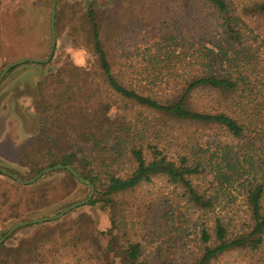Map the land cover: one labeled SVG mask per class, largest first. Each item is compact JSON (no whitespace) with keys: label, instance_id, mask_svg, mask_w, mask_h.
I'll list each match as a JSON object with an SVG mask.
<instances>
[{"label":"trees","instance_id":"obj_1","mask_svg":"<svg viewBox=\"0 0 264 264\" xmlns=\"http://www.w3.org/2000/svg\"><path fill=\"white\" fill-rule=\"evenodd\" d=\"M60 1L56 15L57 33ZM79 3L75 2V5ZM199 4L213 9L220 24L217 36L207 41L208 47L201 48L197 61L194 59L190 64L191 67L196 64L198 68L188 74L163 75V70L176 69L180 64H184L183 69L190 67L186 58L176 57L174 61L175 51L165 52L162 54L163 62L154 61L155 67L164 68L154 70L136 84L125 81L122 73L114 71L110 51L104 44V36L112 27L121 2L115 7H103L92 0L82 9L75 8L70 19L74 22L75 32L82 31L88 46L92 47L106 91L131 110L140 112L139 116L150 113L159 117L164 126H170L166 130L162 127L159 130L146 118L136 122L127 115L112 118L113 103L99 97V89L92 88L87 71L79 89H72L71 83L68 89H46L52 88L51 76L39 82L35 107L38 131L33 138L17 147L20 151L17 157L21 159L18 162L34 176L57 165L71 166L95 186V197L87 206L101 204L103 209L112 213V228L100 233L110 239L104 259L98 258V264H111V254L121 258L122 264H213L228 254L245 252L260 254L258 262L253 264H264V146L256 147L257 143L264 144V102H258L260 96L252 90L249 91L252 96L248 97L252 104L245 99L248 89H241L244 78L238 66L234 65L235 61L228 60L245 56V34L249 31L247 21L264 20V1L249 7L244 15L233 14L226 0H181L180 5L190 13L192 9L196 11ZM1 50L0 40V54ZM161 51H157L159 55L153 59L160 57ZM52 61L49 64H28L47 67ZM225 61L232 69L230 72L219 70L220 65L224 68ZM76 68L72 71L76 72ZM78 79L75 73L74 80L78 82ZM202 92L215 96L217 109L199 107L195 98ZM65 117L67 119L64 120ZM174 126L188 133L192 128L194 131L177 138L172 133ZM200 129L218 132L227 141L237 143L246 152L243 160L234 159L235 149L228 144H218L208 155V150L199 144ZM107 154L110 156L108 160L105 158ZM125 161L130 162L132 168L129 173L121 175L114 168ZM56 173L64 174V190L67 184L76 190L78 181L68 171ZM243 173L247 180L245 186H240L245 200L239 210L226 195L231 181ZM0 176L9 180V183H2V187L4 185L7 189H0V200L3 199L0 213L8 214L6 219L0 217L3 222L31 218L34 216L32 212H42L47 208L53 197L62 194L58 200H64L72 191L66 192L61 188L53 195L36 187V184L23 186L9 177ZM157 179L182 190L186 203L198 215L196 226L200 245L198 253L192 255L191 263H178L182 248L172 237L162 235L157 222L144 227L152 239L158 237L154 240L156 247L151 259L144 256L142 241L129 239L121 245L122 237L118 233L121 227L116 219V212L121 209L119 206L128 195ZM168 215L170 213L165 216ZM49 233L9 249L8 254L29 260L39 253L44 241L53 236ZM88 234L86 236L100 248L96 237ZM4 246L0 245V249Z\"/></svg>","mask_w":264,"mask_h":264},{"label":"rangeland","instance_id":"obj_2","mask_svg":"<svg viewBox=\"0 0 264 264\" xmlns=\"http://www.w3.org/2000/svg\"><path fill=\"white\" fill-rule=\"evenodd\" d=\"M91 1L61 0L57 33L58 43L52 63L47 67L29 64L19 66L17 70L6 76L0 85V169L28 176L29 179L37 175H30L29 169L18 162L21 159L20 156L17 157L18 152H20L17 147L33 138L38 131L39 119L35 107L40 89L39 82L50 76L52 88L46 89H68L69 83L72 84V89H79L87 71L91 76L92 88L94 86L99 89V97L113 103L114 106L110 113L112 118L127 115L126 117L133 119L134 122L146 118L151 124L157 125L159 130L161 127L164 130L170 127L164 126L165 123L159 117L150 113H143L139 116L140 112L131 110L118 97L106 91L99 75L98 61L92 47L88 46L89 43L82 31L75 32L74 22L70 21L75 8L76 10L82 9V6H87ZM96 1L98 5L103 7L105 5L115 7L116 3L121 2L117 8L112 27L104 36V44L110 51L114 71L122 73L125 81L135 84L142 81L154 70L160 71L161 68H164L163 66L155 67L154 61L163 62L164 55L162 54L165 52L175 51L173 53L174 61L176 57H179L186 58L189 65L193 63L194 59L196 62L200 49L208 47L207 41L217 36L216 31L220 24L217 13L215 14L213 9H208L204 4H199L196 11L192 9L193 12L189 13L181 8V0ZM263 1L226 0L233 14L236 15H244L249 7ZM75 2H80V5H75ZM112 2L114 4H111ZM52 3L53 0H0V40L2 46L0 74L6 66L20 59H46L48 57L52 42L50 28ZM247 25L249 31L245 34V56L228 58V60L235 61L234 65L238 66V70L244 78L241 89H248L245 93V99L252 104V100L248 98L252 96L249 95L250 90L254 94H259L258 102H264V20H248ZM160 49H162L161 56L153 59L155 55H159L157 51ZM223 66L224 68L219 66L221 72L232 70L228 68L227 61L223 63ZM75 68L77 70L73 72L72 70ZM183 68L184 64H180L176 69H165L162 73L163 75L188 74L192 69H197L198 66L195 64L194 67L190 65L189 68ZM75 73L79 77L78 82L74 80ZM63 84H67V86ZM195 99L199 102V107L210 110L218 108L215 96L210 94L202 92ZM65 119L67 118L65 117ZM192 131H194L193 128L189 133ZM172 133L177 138L189 134L176 126H174ZM198 136L200 138L199 144L208 150V155L215 151L218 144H228L229 147L235 149L233 152L234 159L243 160V154H246L241 146L227 141L218 132L200 129ZM263 146L262 142L256 144L257 148H263ZM105 158L108 160L110 156L107 154ZM100 161L103 159L101 158ZM131 168L130 162L125 161L119 165L116 164L114 169L119 171L121 175H125L129 173ZM28 178L24 180H29ZM246 180L247 176L243 173L239 178L231 181V187L226 195L236 207L240 208L239 210H241V205L245 200L241 186H245ZM0 181V189H7L4 185L2 187V183L4 181L9 183V180L0 176ZM35 184L43 191L55 195L59 189L63 188L64 190L65 188L64 174L56 172L49 174ZM75 187L77 188L74 191L73 186L67 184L64 191L72 190L69 196L64 197V200H58L62 194L53 197L49 200L50 205L47 208L42 212H32L31 214L34 216L23 221L13 219L3 222L2 220L6 219L8 214L0 213L2 218L0 221V239L18 223L55 216L70 205L84 201L89 197V187L79 182ZM0 192L2 191L0 190ZM2 202L3 199L0 200V203ZM119 207L121 209L116 212V219L121 227L118 231L122 237L121 245L129 239L142 241L144 256L151 259L156 247L154 240H158V237L152 239L149 231L144 227L145 224L157 222V226L162 228V235L172 237V240L176 241L177 245L182 248L178 256V263H185L186 261L191 263L192 255L198 253L200 245L196 226L198 215L186 203L183 192L179 188L168 184L163 179H157L152 184L143 185L133 194L128 195L122 202V206ZM167 213L170 215L166 217ZM111 218V210H105L101 204H97L75 209L55 222L21 228L3 243L5 246L0 249V264H98V258L104 259L103 254L110 239L108 235H101L100 233H106L112 228ZM149 226L154 229L153 226ZM47 232L53 236L48 237L39 249V253L31 256L29 260L21 257L19 259L8 254L9 249L17 248L22 243L33 240L35 236L41 238L42 234ZM90 233L101 244L100 248H97L90 237L86 236ZM259 256L260 254L248 252L231 253L221 257L213 264H253L258 262ZM110 261L111 264H122L121 258L114 257L113 254L110 256Z\"/></svg>","mask_w":264,"mask_h":264},{"label":"water","instance_id":"obj_3","mask_svg":"<svg viewBox=\"0 0 264 264\" xmlns=\"http://www.w3.org/2000/svg\"><path fill=\"white\" fill-rule=\"evenodd\" d=\"M58 1L59 0H53V3H52L51 21H50L52 42H51L50 52H49L48 57L46 59L24 58V59H20L19 61H16V62L9 64L8 66H6L3 69V71L0 74V85L2 84L5 77L9 73L19 66H22V65H25L28 63L49 64L52 61V59L55 55L57 43H58L57 32H56V14H57ZM62 170L68 171L80 184L89 187V189H90L89 197L84 201L70 205L65 210H63L61 213H59L55 216L43 217L40 219L25 221V222H21V223L16 224L2 239H0V245L5 243L16 231H18L21 228L60 220L63 217H65L67 214L74 211L75 209L89 205L90 202L92 201L93 197H94V194H95V186L91 182H89L87 179L82 177L71 166L57 165L55 167L46 168V169L42 170L41 172H39L35 177H33L32 179H29V180H24V179L20 178L19 176L15 175V174H13V173L5 170V169H0V174L13 179L14 181H16L17 183H19L20 185H23V186H32L36 182H38L41 178H43L49 174L55 173L57 171H62Z\"/></svg>","mask_w":264,"mask_h":264}]
</instances>
